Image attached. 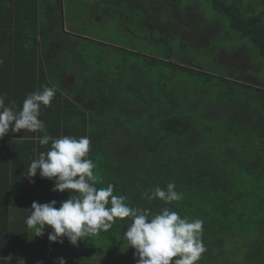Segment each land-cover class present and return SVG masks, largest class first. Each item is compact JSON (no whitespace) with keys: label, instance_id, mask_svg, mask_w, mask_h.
I'll return each instance as SVG.
<instances>
[{"label":"trees","instance_id":"obj_1","mask_svg":"<svg viewBox=\"0 0 264 264\" xmlns=\"http://www.w3.org/2000/svg\"><path fill=\"white\" fill-rule=\"evenodd\" d=\"M68 1V9L62 0L0 2V95L5 96V104L14 102L19 111L27 94L53 87L55 97L50 107H42L40 119L53 138L90 139L88 158L95 165L98 188L112 184L114 194L126 196L130 206L153 213L167 206L189 220H202L206 251L197 264H264V88L233 76L232 69L221 63L218 48L203 54L213 57L209 69L195 64L189 50L198 55L200 48L207 47L200 37L179 36L176 25L193 12L183 13L180 2L172 0L158 2L160 6L103 2L107 15L122 7L120 16L128 17V29L130 24L139 27L143 35L139 38L148 35L146 21L162 25L166 39L156 46L167 49L169 58L88 39L84 41L121 53L122 63L105 66L92 60L90 49L71 41L64 45L69 53L58 51L59 56L53 45L59 42L58 33L63 39L79 38L61 29L62 8L66 13L78 3ZM199 1L211 4L220 24L222 20L230 33L249 43L252 63L264 64V2L257 9L245 0ZM167 8L172 16L163 21L161 11ZM198 23L194 18L193 24L199 27ZM173 52H186L189 57L173 60ZM66 66L72 68L64 73ZM64 76L74 78L72 92L64 89ZM42 135L10 129L0 139V264H20L14 253L32 237L53 257L80 259V241L76 246L66 237L61 238L63 243L49 241L51 228L35 237L25 223L33 202L55 200L59 207L71 195L67 190L53 191L54 181L39 173L27 175L31 161L51 146V142L38 143ZM22 182L29 199L18 195ZM170 182L182 200L165 205L146 198V193L151 195L157 186L166 189ZM126 228L117 219L112 229L94 238L106 247L120 243L133 249L124 239ZM25 263L38 264V260Z\"/></svg>","mask_w":264,"mask_h":264},{"label":"clouds","instance_id":"obj_2","mask_svg":"<svg viewBox=\"0 0 264 264\" xmlns=\"http://www.w3.org/2000/svg\"><path fill=\"white\" fill-rule=\"evenodd\" d=\"M55 94V89L48 86L31 92L19 111L14 102L6 105L5 96L0 95V139L10 129L13 133L20 130L42 133L38 143L46 146L51 142V146L31 161L27 175L35 177L39 173L41 178L54 181L53 191L71 192L59 207L55 200L32 203L25 223L34 230L35 237L51 228L49 241L63 243L61 238L66 237L76 246L80 240L109 231L119 219L127 225L124 239L135 250L136 264H197L206 251L202 241L203 221L189 220L167 206L157 213L130 206L125 202L126 196L114 194L112 184L98 188L95 165L88 158L92 150L90 139L67 135L53 138L40 119L42 107H50ZM175 187L171 182L166 189L157 186L151 195L146 193V198L158 199L165 205L180 201L183 197ZM58 264H66L65 259L59 258Z\"/></svg>","mask_w":264,"mask_h":264},{"label":"rangeland","instance_id":"obj_3","mask_svg":"<svg viewBox=\"0 0 264 264\" xmlns=\"http://www.w3.org/2000/svg\"><path fill=\"white\" fill-rule=\"evenodd\" d=\"M67 1L68 0L65 1V4L66 8L68 9L69 5H67ZM73 1L78 3L75 4L74 7L73 5H71L69 11H66L64 15L65 28L81 39H63L62 34L58 33L59 42L55 43L53 41V45L57 47V53L59 56L61 55L59 52H65L66 54L69 53V49H65L64 45L71 41L70 43L84 46L87 50L90 49L92 60L100 61L101 64L105 66L112 65V63H122L123 56L120 55L121 53L117 54L116 52L112 51V49L107 50L106 48L99 47L95 44L91 45L87 41H84V39H88L113 47L123 48L127 51L143 53L147 56H161V54H166L165 57H170L171 54H167V49L156 46L149 41L143 40V38H134L130 33L131 31L129 30V32L124 28V22L126 21V19L122 18L123 16H120L122 14L120 11L123 10L122 7L119 12H111L110 15H107L106 13L109 9H107L103 4V2H106V0ZM108 1L114 2V0ZM155 1L166 2L167 0ZM176 1L180 2L181 10L183 11V13L192 11L193 14H191L194 18H196L197 21H201L199 19L201 14H205L204 18L206 20H211L209 21L210 26L202 22L198 23L201 28L209 29V34L206 35V37L208 38L203 42L205 45L204 47L207 48H200V50L198 51V55H196L195 51L189 50V56L194 58L195 64H199V67H201L202 69H209L211 66L209 67L208 65L213 57L211 55L204 56L203 54L214 53V51H216V49L218 48L220 49V51L218 52L221 63H223L224 66L228 67V69H232L231 74L233 76H236V78H243L248 83L256 84L257 87L264 88L263 62L257 60V62L252 63V60L247 53L249 49V43L246 40L239 39L233 33H230L222 24V20L220 24V20L216 19L219 18V15L216 14L215 11H213V9L211 8V4L199 0H172V2ZM158 2L156 3V5L160 6V3ZM191 2H196V7H190ZM244 2H249L251 6L254 5L257 9H261V7H263V4L259 3L264 2V0H245ZM165 5L166 4H163V6ZM153 7L155 10V6ZM170 11L171 10L169 8L161 11L163 14L161 19L163 21H169L170 16H168V14ZM129 12L130 14L133 13L132 11ZM215 20H218V23H212ZM130 28L139 36L142 34L136 29L137 27H135L134 24H130ZM205 32L206 31H204V33ZM60 36L61 38H59ZM174 51L177 52L176 50ZM82 52L86 56V51L84 50ZM184 53H179V55H176V53H174V56H171V58L173 60H176V58L178 59L180 57L179 59H181L182 56H187V53ZM189 56H187V58ZM68 67L69 66H66V68ZM71 68L65 69V72H67V70L68 72H70L69 69ZM71 84L72 81L69 80V85ZM79 244V250H77V253L80 259H73L72 256L70 258L72 259V261L70 260V262H67L66 264H77L75 263V260L83 261V259L87 261L85 262V264H136L137 258L134 257L135 250L128 249L123 244L119 243L118 245L116 244L114 246L106 247L105 245L103 246L102 243H99L95 238L80 240ZM201 258H204V256H202ZM23 263L26 264L25 262Z\"/></svg>","mask_w":264,"mask_h":264},{"label":"crops","instance_id":"obj_4","mask_svg":"<svg viewBox=\"0 0 264 264\" xmlns=\"http://www.w3.org/2000/svg\"><path fill=\"white\" fill-rule=\"evenodd\" d=\"M15 0H1L0 2H14ZM66 0H62V2H65ZM69 2V1H67ZM70 2H74L73 0H71ZM65 11L62 8V24H61V29L64 33H70L71 31L66 30L65 28ZM69 31V32H68ZM66 73V72H64ZM69 80L72 81V84L69 85ZM63 87L65 90L72 92V90L70 89V86H72L74 84V78L72 79V77L70 76H64L63 79ZM75 98H77V96H75ZM19 197H21L22 200L24 199H29L28 192L25 189V184L24 182H22L20 184L19 187V193H18ZM23 209V208H22ZM16 211H21V209L16 210ZM31 212V210H30ZM17 215L20 217V213L17 212ZM38 247V249H37ZM38 250V253H37ZM53 254H49L48 252L44 251L42 248L39 247L38 245V239L35 238H31L27 244L26 247H19L18 251L16 250V252L14 253V258L19 260L20 264H22L23 262H27L29 260H33V259H37L38 260V264H58L59 262V257H53ZM12 257V258H13ZM66 263L69 262V260H65ZM28 264V263H27Z\"/></svg>","mask_w":264,"mask_h":264},{"label":"flooded vegetation","instance_id":"obj_5","mask_svg":"<svg viewBox=\"0 0 264 264\" xmlns=\"http://www.w3.org/2000/svg\"><path fill=\"white\" fill-rule=\"evenodd\" d=\"M125 1L126 2H158L155 0H145V1L144 0H125ZM151 10H152V12L153 11L155 12L154 7H151ZM192 14L190 13L188 18L185 21H183L181 24L176 25L177 33L183 39L188 38L190 40V39L195 38V37H197V38L200 37V38L204 39V41H205L208 38V37H206V35L209 34V32H208L209 29H203L202 28V30H200V28H201L200 26L198 27V26L194 25L193 24L194 17ZM170 16H172V15L170 14ZM122 18L126 19V21L124 22V28L127 31L130 30L131 32L130 31L129 32L131 33V35H133L134 38H139L140 36L138 34H136L135 31L128 29V27H127V22L129 21L128 17H122ZM199 19L201 20L199 22H202V23H205L206 25H209L207 20L203 19L201 17V15H200ZM212 23H214V22H212ZM212 23H211V25H212ZM136 27L139 28L137 25H136ZM146 30H148V35L145 38L143 37L146 41H149V42L153 43L154 45H159L160 43L165 41L166 35H164L165 31H164L162 25L157 26V25H155V23H151L150 21H146ZM204 31H206V32L204 33Z\"/></svg>","mask_w":264,"mask_h":264}]
</instances>
